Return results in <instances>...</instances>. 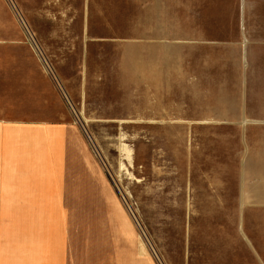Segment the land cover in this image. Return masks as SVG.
Returning <instances> with one entry per match:
<instances>
[{"label": "rangeland", "instance_id": "rangeland-1", "mask_svg": "<svg viewBox=\"0 0 264 264\" xmlns=\"http://www.w3.org/2000/svg\"><path fill=\"white\" fill-rule=\"evenodd\" d=\"M1 64L80 127L110 254L131 230L157 264H264V0H0Z\"/></svg>", "mask_w": 264, "mask_h": 264}, {"label": "crops", "instance_id": "crops-1", "mask_svg": "<svg viewBox=\"0 0 264 264\" xmlns=\"http://www.w3.org/2000/svg\"><path fill=\"white\" fill-rule=\"evenodd\" d=\"M12 72L0 65V264H157L135 231L114 234L111 254L94 235L73 204L77 163H91L80 127L52 81L51 99L14 96Z\"/></svg>", "mask_w": 264, "mask_h": 264}]
</instances>
